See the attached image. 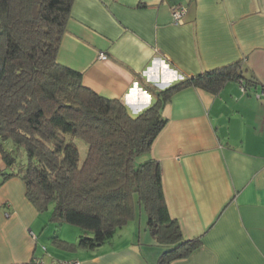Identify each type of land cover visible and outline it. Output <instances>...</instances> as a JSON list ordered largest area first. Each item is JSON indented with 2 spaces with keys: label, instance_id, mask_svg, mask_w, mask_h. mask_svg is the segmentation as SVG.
Segmentation results:
<instances>
[{
  "label": "crops",
  "instance_id": "0c3cea01",
  "mask_svg": "<svg viewBox=\"0 0 264 264\" xmlns=\"http://www.w3.org/2000/svg\"><path fill=\"white\" fill-rule=\"evenodd\" d=\"M176 5L186 9L180 24ZM57 61L131 116L159 90L235 63L240 78L215 92L189 83L171 94L142 160L158 162L183 237L201 239L170 264H264V98L255 96L264 87V0H74ZM5 167L0 154V264H156L162 248L141 210L109 242L73 247L78 228L38 212Z\"/></svg>",
  "mask_w": 264,
  "mask_h": 264
},
{
  "label": "trees",
  "instance_id": "16d2710c",
  "mask_svg": "<svg viewBox=\"0 0 264 264\" xmlns=\"http://www.w3.org/2000/svg\"><path fill=\"white\" fill-rule=\"evenodd\" d=\"M74 0H0V154L4 177H18L38 212L79 230L73 247L95 249L141 210L162 248L156 264L187 257L200 237L184 238L170 217L158 162L139 160L163 128L161 108L186 84L217 91L238 66L200 73L156 93L131 116L118 99L83 85L57 61ZM236 65V67H235ZM76 140L86 146L83 160ZM72 246H69L70 248Z\"/></svg>",
  "mask_w": 264,
  "mask_h": 264
},
{
  "label": "built area",
  "instance_id": "2783aa9c",
  "mask_svg": "<svg viewBox=\"0 0 264 264\" xmlns=\"http://www.w3.org/2000/svg\"><path fill=\"white\" fill-rule=\"evenodd\" d=\"M171 19H172V22L176 23V24H180L182 23V18L186 12V9L184 6L182 5H176V6H173L171 8ZM98 57L100 59H104L105 58V55L100 53L98 55ZM256 97L258 98H264V87H262L260 89V91L258 93L255 94ZM68 264H77V262H71V263H68Z\"/></svg>",
  "mask_w": 264,
  "mask_h": 264
},
{
  "label": "rangeland",
  "instance_id": "374dc122",
  "mask_svg": "<svg viewBox=\"0 0 264 264\" xmlns=\"http://www.w3.org/2000/svg\"><path fill=\"white\" fill-rule=\"evenodd\" d=\"M76 143H77V146L79 148V152H80V159L83 160V158L85 157V153H86V146L83 144V142H81L80 140H76ZM139 160H142V156H139L137 158V161L138 162ZM50 210H51V207L46 210V211H43L41 212L43 215H49L50 213ZM59 226V225H57ZM78 240V239H77Z\"/></svg>",
  "mask_w": 264,
  "mask_h": 264
}]
</instances>
